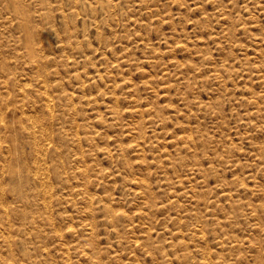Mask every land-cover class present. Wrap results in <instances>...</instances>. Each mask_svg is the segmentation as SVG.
<instances>
[{
	"label": "rangeland",
	"instance_id": "obj_1",
	"mask_svg": "<svg viewBox=\"0 0 264 264\" xmlns=\"http://www.w3.org/2000/svg\"><path fill=\"white\" fill-rule=\"evenodd\" d=\"M137 263L264 264V0H0V264Z\"/></svg>",
	"mask_w": 264,
	"mask_h": 264
},
{
	"label": "bare ground",
	"instance_id": "obj_2",
	"mask_svg": "<svg viewBox=\"0 0 264 264\" xmlns=\"http://www.w3.org/2000/svg\"><path fill=\"white\" fill-rule=\"evenodd\" d=\"M41 81V80H40ZM45 90V89H44ZM51 96V95H50ZM47 98V97H46ZM49 98V97H48ZM50 99V98H49ZM116 99V98H115ZM48 100V99H47ZM51 100V99H50ZM52 102V101H51ZM53 102H54V100H53ZM52 108V107H51ZM53 111V110H52ZM50 115H51V113H49ZM27 117H28V115H27ZM32 121V120H31ZM36 121V120H35ZM37 123V122H36ZM35 123V124H36ZM33 128V127H32ZM40 129H42V128H40ZM42 133V132H41ZM190 140V139H189ZM38 144V143H37ZM9 146V145H8ZM41 148H42V146H41ZM44 148V147H43ZM37 149V148H36ZM38 152V151H37ZM39 153V152H38ZM42 154H44V153H42ZM42 154L40 155V156H42ZM46 154V153H45ZM44 154V155H45ZM115 216V215H114ZM121 216V215H120ZM198 228V227H197ZM85 231V230H84ZM10 242V241H9ZM210 255V254H209ZM89 258V257H88ZM138 264V263H137Z\"/></svg>",
	"mask_w": 264,
	"mask_h": 264
}]
</instances>
